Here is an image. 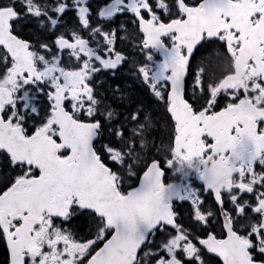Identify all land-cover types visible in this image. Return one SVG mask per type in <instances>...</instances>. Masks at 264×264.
Instances as JSON below:
<instances>
[{
	"label": "snow or ice",
	"instance_id": "1",
	"mask_svg": "<svg viewBox=\"0 0 264 264\" xmlns=\"http://www.w3.org/2000/svg\"><path fill=\"white\" fill-rule=\"evenodd\" d=\"M0 256L264 264V0H0Z\"/></svg>",
	"mask_w": 264,
	"mask_h": 264
},
{
	"label": "flooded vegetation",
	"instance_id": "2",
	"mask_svg": "<svg viewBox=\"0 0 264 264\" xmlns=\"http://www.w3.org/2000/svg\"><path fill=\"white\" fill-rule=\"evenodd\" d=\"M157 58L159 59L160 57L158 56ZM0 260H2V256H0Z\"/></svg>",
	"mask_w": 264,
	"mask_h": 264
}]
</instances>
